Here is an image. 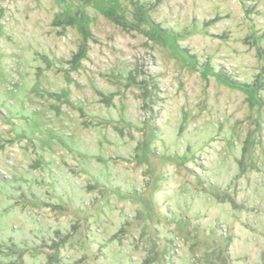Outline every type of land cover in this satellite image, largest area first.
Listing matches in <instances>:
<instances>
[{"label":"rangeland","instance_id":"rangeland-1","mask_svg":"<svg viewBox=\"0 0 264 264\" xmlns=\"http://www.w3.org/2000/svg\"><path fill=\"white\" fill-rule=\"evenodd\" d=\"M0 264H264V0H0Z\"/></svg>","mask_w":264,"mask_h":264}]
</instances>
